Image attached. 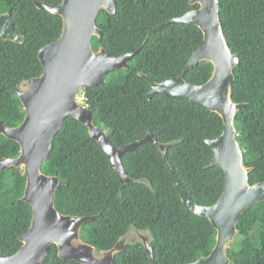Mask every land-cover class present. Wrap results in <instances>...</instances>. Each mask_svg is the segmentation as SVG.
I'll return each instance as SVG.
<instances>
[{
    "label": "trees",
    "instance_id": "1",
    "mask_svg": "<svg viewBox=\"0 0 264 264\" xmlns=\"http://www.w3.org/2000/svg\"><path fill=\"white\" fill-rule=\"evenodd\" d=\"M58 5L62 0H41ZM114 14L102 9L97 24L103 45L121 56L141 49L129 67L111 71L97 86H87L83 104L94 111L111 142L122 147L144 138L148 131L160 142L170 143V165L191 199L201 205L215 204L223 194L225 172L210 166L213 150L206 142L224 131L222 117L205 105L183 97L156 93L149 99L151 82L140 73L162 82L180 76L193 52L202 43L200 27L172 22L199 4L190 0H116ZM9 11L23 43L0 38V120L16 127L25 117L24 106L13 92L25 90L43 73L39 50L55 42L63 30V18L39 9L35 0H0V13ZM220 17L232 51L239 55L232 97L245 103L237 117L238 140L246 166L252 167L251 184L264 182V0H220ZM212 67L200 62L186 71L192 84H205ZM20 144L0 134V252L14 255L22 247L20 237L32 222V205L19 201L24 195L26 175L22 167L1 169L4 158H16ZM123 166L136 179L147 183L124 184L110 166V159L89 129L68 117L54 138V149L42 171L59 177L55 205L63 214H100L82 228L85 241L97 250L111 249L131 226L149 230L153 236L156 264H188L208 256L217 242V230L207 218L187 209L154 142L140 144L123 155ZM239 233L228 249L235 264H264V200L248 208L237 224ZM52 244L45 264H83L61 258ZM117 264H153L142 243L115 255Z\"/></svg>",
    "mask_w": 264,
    "mask_h": 264
},
{
    "label": "water",
    "instance_id": "2",
    "mask_svg": "<svg viewBox=\"0 0 264 264\" xmlns=\"http://www.w3.org/2000/svg\"><path fill=\"white\" fill-rule=\"evenodd\" d=\"M143 1V0H142ZM199 4L183 16L171 19L152 29L172 22H183L200 27L204 34L202 43L189 58L180 76L162 82L154 81L149 75L140 73L151 82L147 96L162 93L168 97H183L192 103L205 105L218 113L224 121L223 133L215 139H207L213 155L210 166H218L225 172V187L220 199L213 205H201L191 199L183 188L175 169L170 165L167 148L173 141L163 143L153 137L150 131L140 140L125 146H115L103 126L96 122L94 111L80 100V92L87 86H97L114 70L129 67L130 58L136 51L115 56L103 45L93 47V38L101 37L97 24L102 9L114 14L116 0H62L58 5L35 0L39 9L58 14L63 18V30L53 43L39 50L43 73L30 81L27 89L14 88L20 98L25 117L16 127H7L0 120V134L17 141L21 153L16 158H4L1 169L10 166L22 167L26 175L24 195L19 201L32 205V222L28 232L20 239L22 247L12 256L0 252V264H45L52 244L59 249V256L74 259L83 264H117L115 255L128 244L142 243L153 264V236L151 231L131 226L114 247L99 252L97 247L84 240L82 228L88 221L101 215L77 216L61 213L56 205V193L63 181L42 171V164L54 149V138L68 117H74L89 129L110 159L122 183H149L147 179L130 176L123 166V155L136 149L140 144L154 142L160 148L165 165L181 199L187 209L207 217L217 230V242L208 256L188 264H235L228 253L230 245L239 233L238 221L253 204L264 200V182L251 184L249 174L252 167L246 166L244 152L237 138L236 117L245 107L232 97L235 81V67L240 57L228 44L220 17V0H190ZM0 38L23 43L25 37L17 33L9 11L0 13ZM200 62L212 67L210 79L202 85L186 80V71Z\"/></svg>",
    "mask_w": 264,
    "mask_h": 264
},
{
    "label": "rangeland",
    "instance_id": "3",
    "mask_svg": "<svg viewBox=\"0 0 264 264\" xmlns=\"http://www.w3.org/2000/svg\"><path fill=\"white\" fill-rule=\"evenodd\" d=\"M208 65L210 66L209 63H208ZM79 98H80V100L83 102V100H84V93H81V94L79 95ZM100 126H103V125L101 124ZM103 127H104V126H103Z\"/></svg>",
    "mask_w": 264,
    "mask_h": 264
}]
</instances>
